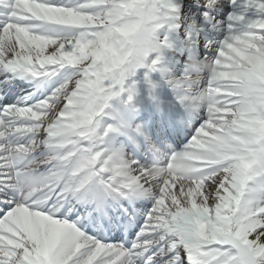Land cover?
I'll return each instance as SVG.
<instances>
[{"label": "snow or ice", "instance_id": "obj_1", "mask_svg": "<svg viewBox=\"0 0 264 264\" xmlns=\"http://www.w3.org/2000/svg\"><path fill=\"white\" fill-rule=\"evenodd\" d=\"M0 264H264V0H0Z\"/></svg>", "mask_w": 264, "mask_h": 264}]
</instances>
